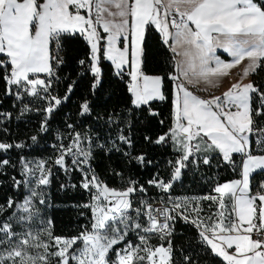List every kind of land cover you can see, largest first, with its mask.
I'll return each mask as SVG.
<instances>
[{"label":"snow or ice","instance_id":"obj_1","mask_svg":"<svg viewBox=\"0 0 264 264\" xmlns=\"http://www.w3.org/2000/svg\"><path fill=\"white\" fill-rule=\"evenodd\" d=\"M0 264H264V0H0Z\"/></svg>","mask_w":264,"mask_h":264},{"label":"trees","instance_id":"obj_2","mask_svg":"<svg viewBox=\"0 0 264 264\" xmlns=\"http://www.w3.org/2000/svg\"><path fill=\"white\" fill-rule=\"evenodd\" d=\"M57 215L59 216L60 220H62V221L67 220V216H65L63 213H58ZM59 226L62 227L63 224H60Z\"/></svg>","mask_w":264,"mask_h":264}]
</instances>
